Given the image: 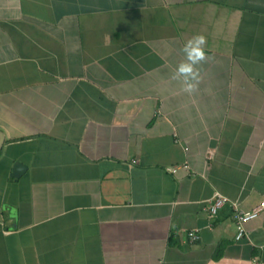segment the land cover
I'll list each match as a JSON object with an SVG mask.
<instances>
[{
    "label": "crops",
    "instance_id": "1",
    "mask_svg": "<svg viewBox=\"0 0 264 264\" xmlns=\"http://www.w3.org/2000/svg\"><path fill=\"white\" fill-rule=\"evenodd\" d=\"M0 131V264H264V0H0Z\"/></svg>",
    "mask_w": 264,
    "mask_h": 264
},
{
    "label": "clouds",
    "instance_id": "2",
    "mask_svg": "<svg viewBox=\"0 0 264 264\" xmlns=\"http://www.w3.org/2000/svg\"><path fill=\"white\" fill-rule=\"evenodd\" d=\"M206 43V37L197 34L185 41L180 48L184 58L176 66L172 78L180 81L182 90L186 93L195 92L200 83L201 73L199 66L208 60L205 53Z\"/></svg>",
    "mask_w": 264,
    "mask_h": 264
},
{
    "label": "built area",
    "instance_id": "3",
    "mask_svg": "<svg viewBox=\"0 0 264 264\" xmlns=\"http://www.w3.org/2000/svg\"><path fill=\"white\" fill-rule=\"evenodd\" d=\"M207 201V211L209 218L213 217L217 209L224 203L231 204L233 210L232 217L234 219L235 226V238L240 237L244 233V222L248 221L251 218H254L259 210L264 209V196L258 201L256 206L248 211H242L238 209L236 206V202H229L227 196L217 190H214L212 192ZM185 234L187 235L188 240L192 242L197 238V229L195 227L185 229Z\"/></svg>",
    "mask_w": 264,
    "mask_h": 264
},
{
    "label": "water",
    "instance_id": "4",
    "mask_svg": "<svg viewBox=\"0 0 264 264\" xmlns=\"http://www.w3.org/2000/svg\"><path fill=\"white\" fill-rule=\"evenodd\" d=\"M1 143H2V134L0 131V146H1ZM25 167L26 166L23 163H21L20 161H14L11 165L9 175L18 176L23 171V169Z\"/></svg>",
    "mask_w": 264,
    "mask_h": 264
}]
</instances>
